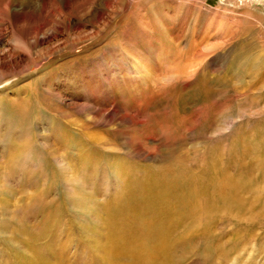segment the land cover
I'll return each instance as SVG.
<instances>
[{
  "label": "rangeland",
  "instance_id": "rangeland-1",
  "mask_svg": "<svg viewBox=\"0 0 264 264\" xmlns=\"http://www.w3.org/2000/svg\"><path fill=\"white\" fill-rule=\"evenodd\" d=\"M0 264H264V0H0Z\"/></svg>",
  "mask_w": 264,
  "mask_h": 264
},
{
  "label": "bare ground",
  "instance_id": "bare-ground-1",
  "mask_svg": "<svg viewBox=\"0 0 264 264\" xmlns=\"http://www.w3.org/2000/svg\"><path fill=\"white\" fill-rule=\"evenodd\" d=\"M138 31H139V30H138ZM134 32H135V31H133L132 34H134ZM130 34H131V33H130ZM130 34H129V35H130ZM132 34H131V35H132ZM131 35H130V36H131ZM130 36H129V42H130V41H131V42H132V41H135L136 39L139 38L138 41H140V43L143 44V46H144V44H145V39L141 38L140 35H139L138 33L135 34L134 36H133V35H132L131 37H130ZM146 40H147V39H146ZM138 41H137L136 44H138ZM132 43H133V42H132ZM130 44H131V43H130ZM131 45H132V44H131ZM133 46H134V45H133ZM185 192H186V191H185ZM180 199H181V198H180Z\"/></svg>",
  "mask_w": 264,
  "mask_h": 264
}]
</instances>
